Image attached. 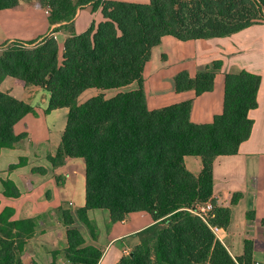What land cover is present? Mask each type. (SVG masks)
<instances>
[{
	"label": "trees",
	"instance_id": "1",
	"mask_svg": "<svg viewBox=\"0 0 264 264\" xmlns=\"http://www.w3.org/2000/svg\"><path fill=\"white\" fill-rule=\"evenodd\" d=\"M49 7L47 20L67 36L59 59L54 34L34 40H14L0 47V83L10 76L21 86H40L49 93L46 111L66 107L67 121L53 156V167L66 158L84 163L85 202L74 213L59 208L66 225L67 248L54 250L49 264H97L101 251L85 244L74 226L83 223L96 238L90 209H105L110 222L145 212L152 223L139 230L138 243L116 264H252L251 243L232 258L211 227L225 229L230 208L213 195V160L237 153L251 132L248 111L257 106L258 74L239 70L224 75L222 111L209 123L190 119L191 100L149 109L143 69L152 50L169 35L180 41L225 37L264 22V0H39ZM100 7L103 20L76 33L71 25L78 9ZM23 8L21 0H0V10ZM53 35V36H52ZM220 60L172 77L175 92L195 95L213 89ZM116 90L110 96L104 93ZM33 107L0 90V150L19 145L26 133L13 127ZM201 160L195 175L184 156ZM11 164L9 169L20 165ZM2 194L16 197L11 180H1ZM234 204L238 193L233 194ZM206 203L211 209L201 211ZM12 208L0 211V264H25L21 255L33 236V218L12 220ZM251 212H247L250 217ZM37 264V263H33Z\"/></svg>",
	"mask_w": 264,
	"mask_h": 264
},
{
	"label": "crops",
	"instance_id": "2",
	"mask_svg": "<svg viewBox=\"0 0 264 264\" xmlns=\"http://www.w3.org/2000/svg\"><path fill=\"white\" fill-rule=\"evenodd\" d=\"M33 1L21 0L23 8L20 10H0V46L14 40L40 39L58 26L50 25L46 8L34 7ZM138 1L148 2H133ZM101 20L100 7L93 11L90 6H85L77 10L71 27L80 33L91 22L96 24ZM52 34L56 39L61 38L60 44L57 41L60 51L67 33L60 28ZM213 60H220L221 68L214 77L211 91L200 95H195L192 90L175 92L172 77L177 72L187 70L190 76H194L199 68ZM239 70L258 74L261 81L256 95L257 106L248 111V117L253 121L249 137L240 143L236 154L219 155L213 160V195L219 204L230 208L228 226L225 229L217 227L215 236L232 258L242 256L244 242L250 241L252 260L264 263V22L229 36L204 40L180 41L169 35L163 36L144 66L143 84L149 109L191 100V121L209 123L222 111L224 75ZM0 90L13 94L34 109V113L26 114L14 124L15 134L26 133L19 145L0 150V211L9 207L13 210L12 220L33 218L36 221L34 234L25 244L21 257L25 264H49L53 259L52 252H60L68 245L66 225L58 210L62 208L73 213L78 209L73 200L76 180L79 181L80 207L84 205V163L81 158H66L63 165L57 167L49 162L48 156L55 154L63 129L58 142H51L50 129L41 126V119L55 110L46 111L49 93L44 88L21 86L6 76L0 83ZM38 96L41 104L37 102ZM19 161L22 162L20 165L9 169L11 164ZM184 164L195 175L201 171L198 156H184ZM1 180H11L19 195H3ZM235 193L239 195L232 204ZM247 212H251L250 217ZM87 216L100 226L96 238H91L81 224L75 222L74 226L79 227L85 244L102 252L97 264H116L138 243L136 233L152 223L150 215L145 212L131 214L115 223L110 222L107 210L90 209ZM58 256L59 264H66L65 257Z\"/></svg>",
	"mask_w": 264,
	"mask_h": 264
},
{
	"label": "rangeland",
	"instance_id": "3",
	"mask_svg": "<svg viewBox=\"0 0 264 264\" xmlns=\"http://www.w3.org/2000/svg\"><path fill=\"white\" fill-rule=\"evenodd\" d=\"M35 1H39V0H35ZM133 1H137V0H131L129 2H133ZM138 2H140V1H138ZM45 8H46L47 11L49 10V7H45ZM97 19H99V18L97 17ZM50 35L51 34H49L47 36H50ZM56 41H58V43L60 44L61 38L60 39L57 38ZM10 44H12V42H10ZM62 48L63 47H61L60 51L58 49L59 59L61 57L60 55L62 53ZM115 92H116V90H112V91H107L104 94L106 96H110V95L114 94ZM36 99H37V102L39 104H41L40 103V97L38 96ZM33 103H36V102L33 101ZM66 121H67V109L66 108H59V109H55V110L51 111V113H48L47 116H45V118L41 119L40 123L42 124L41 126L44 125V126H47L50 129V140H51V142H58L59 136H60V131L62 129H64V127L66 125ZM78 182L79 181L76 180V193H75V196L73 197V200H74L76 208H79L81 206L79 204V196L80 195L77 194V183ZM76 210L77 209H75V211ZM102 210H105V209H102ZM76 222L78 224H81L87 230V232L89 233L88 228L83 223H81L80 221H76ZM93 224H94V227H95L96 231L100 230V226H98V224H95V223H93Z\"/></svg>",
	"mask_w": 264,
	"mask_h": 264
},
{
	"label": "built area",
	"instance_id": "4",
	"mask_svg": "<svg viewBox=\"0 0 264 264\" xmlns=\"http://www.w3.org/2000/svg\"><path fill=\"white\" fill-rule=\"evenodd\" d=\"M210 209H211V204L210 203H206L205 205H203V206L200 207V210L201 211H205V212L208 211V210H210ZM211 230H212V232L215 235L216 234V231L218 230V228L217 227H211ZM252 264H264V263H262L260 261H257V260H253L252 261Z\"/></svg>",
	"mask_w": 264,
	"mask_h": 264
}]
</instances>
